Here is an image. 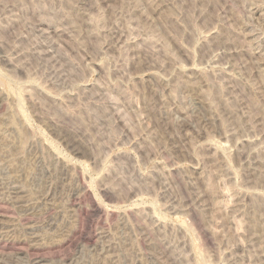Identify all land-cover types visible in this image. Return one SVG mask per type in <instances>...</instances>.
<instances>
[{
  "label": "rangeland",
  "instance_id": "374dc122",
  "mask_svg": "<svg viewBox=\"0 0 264 264\" xmlns=\"http://www.w3.org/2000/svg\"><path fill=\"white\" fill-rule=\"evenodd\" d=\"M0 264H264V0H0Z\"/></svg>",
  "mask_w": 264,
  "mask_h": 264
}]
</instances>
